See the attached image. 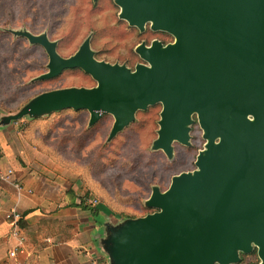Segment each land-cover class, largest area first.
Returning a JSON list of instances; mask_svg holds the SVG:
<instances>
[{
  "label": "water",
  "instance_id": "95a60500",
  "mask_svg": "<svg viewBox=\"0 0 264 264\" xmlns=\"http://www.w3.org/2000/svg\"><path fill=\"white\" fill-rule=\"evenodd\" d=\"M119 19L142 32H164L135 50L143 64L131 71L96 61L84 42L69 58L45 37L20 33L40 45L48 71L78 68L93 88L45 92L5 121L72 109L93 125L113 118L110 139L137 111L161 105L154 149L166 156L186 146L192 117L206 141L196 170L154 189L145 206L157 210L126 220L108 234L112 264H235L254 249L264 264V0H115Z\"/></svg>",
  "mask_w": 264,
  "mask_h": 264
},
{
  "label": "rangeland",
  "instance_id": "374dc122",
  "mask_svg": "<svg viewBox=\"0 0 264 264\" xmlns=\"http://www.w3.org/2000/svg\"><path fill=\"white\" fill-rule=\"evenodd\" d=\"M119 14L115 0H0V118L16 115L42 92L96 86L80 72H64L51 81L31 85L48 71V56L20 33L45 37L62 58L71 57L87 42L96 61L130 70L137 63L145 65L133 51L140 43L148 46L163 37L137 35L118 19ZM159 112L160 107H154L146 114L137 113L133 123L113 139L111 116L103 115L92 128L86 112L64 111L38 119L26 116L12 121L4 141L9 139V145L17 146L19 140L39 153L45 163L49 161L55 174V179L48 178L51 182H58L60 170L66 171L69 179L65 178L68 184L64 191L75 194L78 204L79 196L87 192L85 202L108 222V235L126 221V216L147 213L142 206L152 190L164 192L172 177L195 171L198 155L192 156V151L173 145L167 158L154 153ZM102 147L98 156L96 152ZM89 260L99 259L91 253ZM101 260L100 264H106L105 258ZM108 263L112 264L110 259Z\"/></svg>",
  "mask_w": 264,
  "mask_h": 264
},
{
  "label": "crops",
  "instance_id": "0c3cea01",
  "mask_svg": "<svg viewBox=\"0 0 264 264\" xmlns=\"http://www.w3.org/2000/svg\"><path fill=\"white\" fill-rule=\"evenodd\" d=\"M1 117L0 174L4 176L8 171L11 174L0 180V264H89L91 253L100 262L105 258L109 264L105 237L110 226L101 212L92 215L77 206L75 194L64 191L69 179L66 171L60 170L58 182H51L48 178L55 179V174L49 161L45 163L39 153L19 140L17 146L9 145V139L4 141V133L12 129L13 120ZM14 213L19 214L17 221ZM54 220L68 230H65L66 235H71L68 239H64L66 235L48 233L44 224H52ZM14 248L16 257L12 259L9 254Z\"/></svg>",
  "mask_w": 264,
  "mask_h": 264
},
{
  "label": "trees",
  "instance_id": "16d2710c",
  "mask_svg": "<svg viewBox=\"0 0 264 264\" xmlns=\"http://www.w3.org/2000/svg\"><path fill=\"white\" fill-rule=\"evenodd\" d=\"M92 1H96V0H92ZM119 19V18H118ZM120 21H123V20H121V19H119ZM126 25H127V27L130 29V30H135L136 32H137V35H139V36H142V35H148V34H154V35H160L161 37H163L162 39H157L156 41H158V42H160L161 44H162V46H165V45H167V44H170V43H172V36H170L169 34H167V33H164V32H153V31H151L150 30V25L149 24H146L145 25V27H144V30L142 31V32H140V31H138L136 28H134V27H130V26H128V24L125 22V21H123ZM154 41V40H153ZM151 43V42H150ZM140 44H144V45H146L145 43H140ZM32 45H34V46H37V47H40V48H42L40 45H37V44H32ZM150 45V44H149ZM148 45V46H149ZM147 46V45H146ZM132 53V52H131ZM133 55H134V57L136 58V59H138V61H139V63H142V60H140V58L138 57V55L133 51ZM138 64V63H137ZM134 70V68H132V70L131 71H133ZM64 72H80V73H82L83 75H85V76H87V77H89V78H91L89 75H87V74H85L84 72H82L80 69H78V68H74V69H68V70H65ZM63 72V73H64ZM42 75V74H41ZM59 77V76H58ZM57 78V77H56ZM53 79H55V78H53ZM51 81L52 79H47V80H37V82H33L31 85H33V84H36V83H38V82H45V81ZM95 82V81H94ZM79 88H84V87H79ZM46 92H49V91H46ZM43 93H45V92H42V93H40V94H38L37 96H35V97H33L30 101H32L34 98H36V97H38L39 95H41V94H43ZM154 107H160V112H161V105L160 104H155V105H153V106H149V107H147V109L146 110H144V111H137L136 113H135V115L137 114V113H143V114H146V113H148V112H150L152 109H154ZM64 111H72V112H86V111H76V110H72V109H63V110H59V111H55V112H51V113H49L48 115H53V114H57V113H61V112H64ZM160 112H159V115H160ZM87 113V112H86ZM106 116H110V115H107L106 114ZM37 119L39 118V117H36ZM159 120H160V117H159ZM159 120H158V122H159ZM158 122H157V124H158ZM97 123V122H96ZM96 123L95 124H93V125H91V126H89V127H94L95 125H96ZM133 123V121L130 123V125ZM127 128V127H126ZM126 128H124L122 131H124ZM159 129V128H158ZM122 131H120L119 133H117L116 135H119L120 133H122ZM86 132V130L84 131V133ZM198 132V134H196ZM192 133L194 134V136H192ZM196 134V135H195ZM116 135L113 137V138H115L116 137ZM112 138V139H113ZM198 142V146L196 145V143ZM173 145H175V147L177 146V147H179V148H181V149H183V150H185V151H187V152H190V151H192V156H196V155H199L200 153H201V151L204 149V147H205V140H204V138H203V134H202V132H201V130L199 129V126H198V123H197V120H196V117L195 116H193L192 117V124H191V126H190V131H189V141H188V145H186V146H183V145H180V144H178V143H173L172 144V150H173V148H174V146ZM103 150H104V148L102 147V148H99L98 149V151L96 152V154H98V156H101V154H102V152H103ZM154 153H158V154H161L162 156H164V157H168V156H166L163 152H161L160 150H155V152ZM99 158V157H98ZM100 162V161H99ZM99 162H96L97 164L99 163ZM194 170H196V168L194 169ZM173 178V177H172ZM161 192V191H160ZM89 197V194L86 192V193H84L83 195H80L79 196V199H80V202H79V204H77V206H79V207H81L82 209H84V210H87V211H90L91 213H92V215H97V213H98V211H97V209L96 208H94V207H92L91 205H88V204H86V202H85V200H86V198H88ZM71 205H74V204H71ZM143 207V209L144 210H146V214L144 215V216H146V215H149V214H153L154 212H156L157 210H155V209H153V208H149V207H147V206H145V203H144V205L142 206ZM121 216V215H120ZM143 216V217H144ZM138 218H142V217H135V216H131V217H128V216H126V219L125 220H135V219H138ZM60 223L59 222H57L56 220H54L53 222H52V224L49 222L47 225H45L44 224V226L48 229V233H51V235H62V236H64V235H66L65 234V230H67L66 228H64V227H62L61 228V226L59 225ZM68 231V230H67ZM71 235H66L65 237H64V239H68V237H70ZM61 239H63V238H61ZM260 263V261H259V259H258V257H257V254H256V250L254 249L251 253H249V254H239V261L237 262V263H235V264H259Z\"/></svg>",
  "mask_w": 264,
  "mask_h": 264
},
{
  "label": "built area",
  "instance_id": "2783aa9c",
  "mask_svg": "<svg viewBox=\"0 0 264 264\" xmlns=\"http://www.w3.org/2000/svg\"><path fill=\"white\" fill-rule=\"evenodd\" d=\"M10 174H11L10 171L6 172L4 176H2L0 174V180L7 179ZM12 216H13L15 221H17L19 219L18 213H14ZM15 232L18 233L16 228H15ZM16 233H14V236L16 235ZM19 240H20V244H21L22 239L19 238ZM9 257L12 259H14L16 257V248H14L12 252H10ZM15 264H17V263H15ZM90 264H100V262H99V260H97V261L90 262Z\"/></svg>",
  "mask_w": 264,
  "mask_h": 264
}]
</instances>
